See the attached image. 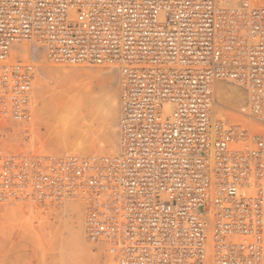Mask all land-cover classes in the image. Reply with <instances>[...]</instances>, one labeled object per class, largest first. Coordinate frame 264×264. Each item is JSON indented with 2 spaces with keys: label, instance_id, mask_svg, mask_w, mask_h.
I'll return each mask as SVG.
<instances>
[{
  "label": "built area",
  "instance_id": "1",
  "mask_svg": "<svg viewBox=\"0 0 264 264\" xmlns=\"http://www.w3.org/2000/svg\"><path fill=\"white\" fill-rule=\"evenodd\" d=\"M19 44L118 74L119 152L0 147V205L76 203L104 264H264V0H0V132L32 116Z\"/></svg>",
  "mask_w": 264,
  "mask_h": 264
},
{
  "label": "rangeland",
  "instance_id": "2",
  "mask_svg": "<svg viewBox=\"0 0 264 264\" xmlns=\"http://www.w3.org/2000/svg\"><path fill=\"white\" fill-rule=\"evenodd\" d=\"M30 48L32 50L31 54L26 57L23 56V58L22 56H20L19 59H21L24 62L33 63L35 69L34 83L35 82L36 83L35 84L33 83L34 102H32V107H31V115H32L31 120L28 121L27 123L19 124V125L10 124L7 130L0 132V134L5 135V137L2 138L0 137V147H3L8 150H15L21 152L27 151L32 148L33 149L38 148L40 150H44L52 153L56 152L55 154H59V155L67 154V153H76L77 151L74 152L73 149H75V146L78 145V143L80 142L79 138L77 140V137H79L77 132L80 131L79 134L81 132L83 133V131H85V129L90 125V127L91 126L93 127L91 128L88 127V129H90V133L88 129H86L88 131V133L87 132L86 133L89 135L88 138H90L92 142L93 141L94 142L91 143L89 147H87V149L89 148L90 151L89 149L86 150L84 155H91L96 153L101 154L100 151L98 150H102V148L99 146L101 145L103 146V148H105L106 146L105 141H103L104 139H106L105 134H103L104 133L103 126L105 125L104 117L106 116V112L104 111L107 110V108L109 107V104L107 103L109 102L110 99H112L114 100V102H116L115 108L117 114L114 118L115 120L111 119L112 122L110 120L109 123L112 126L111 127V130L113 131L112 137H114V134L115 137L111 138L110 134L108 136L109 138H111V140H113V142L115 141V139L117 140V148H118L119 147L118 122L120 118L119 100L121 93L120 92L121 85L118 74L111 69L101 68V67L80 66V67L70 68L66 65L51 64L46 60L43 50L37 52L35 47H30ZM63 66L64 68H62ZM46 70L47 72L44 75V72ZM37 75L39 76V78ZM94 77L95 79H93ZM73 81H75V83L76 82L79 83V81L89 83L90 81L91 84L89 85H91V88L90 86L88 87L93 90H91L90 94H88L89 96L86 95L84 98H83L84 94L81 93L82 95L81 94L79 95L80 92L76 94L75 92L74 94L70 93L73 91L71 90L68 91L67 87H69V85L75 84L73 83ZM239 89H240L239 96L241 98L240 99L241 102L236 106L226 103L225 110L227 112L226 111H225L226 113L223 112L227 117L229 116L228 117L229 119H232L233 121L234 119L235 120L239 119L233 117L235 116L234 112L239 107L244 105L246 101V93L241 88ZM96 93H99L100 95L97 94L98 96L96 95L95 97L94 95ZM67 95L71 97L69 98ZM64 97L66 99L68 98L71 99L70 101L69 99L65 100L69 104L67 103L65 104ZM92 97H94V99L97 97L100 99L99 100L97 98L95 102L98 103L101 102V105L98 103L94 104V107L97 104L98 107L100 106L99 108L97 106L95 107L96 108L95 110L97 109L102 110L103 114L101 113L100 116L97 114H96L97 116L95 114H91L89 116L85 114V110H87V108L84 107L83 103H88L86 99L90 101V98L92 99ZM35 108L37 111H35ZM215 109L216 110L219 109L218 104H216ZM62 110H65V115L71 113V115L75 118V121L73 122L70 121L69 126L71 127L68 130H63V129L61 130V128L59 127L61 124H59V119H58L59 115L57 114H59L60 111ZM67 110H70V112L69 111L67 112ZM216 115L219 114L216 113ZM90 116L92 119L94 118L95 121H97V123L95 122L92 123L94 119L92 121ZM94 116H96L97 118ZM217 117L219 116H216V118ZM87 121L89 122L91 121V122L89 123ZM102 122L104 123V125ZM1 126H4L5 128L6 124ZM98 126L103 128H100ZM59 130L62 131L63 133L60 132ZM66 131H68V134L66 133ZM8 134H10V136H7ZM101 140L102 143L100 144L99 141ZM75 141H77L76 142L77 144L74 145ZM71 144L73 147L71 146ZM117 150L118 149H116L115 153L106 154V155H116L118 154ZM103 155H104V151H103ZM67 203L69 202H65L61 205H49V206L35 204L32 202L1 204L0 205V264H104V259L102 258V256L99 255V252L96 251V248L88 244L85 240L84 231H83V214L81 209L76 204L74 205V203H72V205H74V210L72 211L69 208H67ZM70 220H72V222Z\"/></svg>",
  "mask_w": 264,
  "mask_h": 264
},
{
  "label": "bare ground",
  "instance_id": "3",
  "mask_svg": "<svg viewBox=\"0 0 264 264\" xmlns=\"http://www.w3.org/2000/svg\"><path fill=\"white\" fill-rule=\"evenodd\" d=\"M30 47H35L36 48V51L37 52H39L40 50H42V47L41 46H32V45H25V44H19V45H17L16 47H15V49H13V56H16V57H20V56H22V58H23V56H29L30 54H31V52H32V50H31V48ZM44 53V52H43ZM33 55V54H32ZM40 56H43V55H40ZM35 63H37V62H35ZM46 63V62H45ZM33 64V63H32ZM49 64V63H48ZM66 66H68V67H70V68H72V67H79V66H72V65H66ZM37 68V67H36ZM48 68H50V67H48ZM62 68H64V66L62 67ZM67 68V67H66ZM69 68V69H70ZM44 69H47V68H44ZM108 69V68H107ZM49 71V70H48ZM63 71H65V70H63ZM47 72V70L44 72V75H45V73ZM64 73V72H63ZM37 74V73H36ZM67 74V73H66ZM92 74V73H91ZM48 75H49V73H48ZM36 76V75H35ZM38 76V75H37ZM49 77V76H48ZM107 77V76H106ZM38 78H39V76H38ZM97 78V77H96ZM35 79V78H34ZM93 79H95V77L93 78ZM97 80V79H96ZM36 81V80H35ZM39 81V80H38ZM37 81V82H38ZM45 81V80H44ZM82 81V80H81ZM83 81H85V80H83ZM36 83V82H35ZM34 83V84H35ZM73 83H75V81H73ZM38 84V83H37ZM89 84H91V82L89 81V83H87V82H80L79 81V83H75V84H73V85H69V87H67L66 89L68 90V91H73V92H70V93H73L74 94V92H75V94L76 93H79V95L82 93V94H84V96H83V98L86 96V95H88V94H90V92H91V90H93V89H90L91 88V85H89ZM53 85V84H52ZM54 85H55V83H54ZM35 86V85H34ZM58 86V85H57ZM67 86V85H66ZM70 86H71V88H70ZM88 86H90V88L88 87ZM120 86V85H119ZM51 87V86H50ZM38 88V87H37ZM57 89H58V87H57ZM60 89V88H59ZM63 89V88H62ZM121 92V91H120ZM41 93V92H40ZM49 93V92H48ZM93 93V92H92ZM47 94V93H46ZM67 94H68V92H67ZM73 94H71V95H73ZM81 94V95H82ZM97 94H99V93H96L94 96L96 97V95ZM37 95H39V94H37ZM100 95V94H99ZM240 89H239V87L237 86V85H235V84H233V83H224V82H220V83H218V85H217V88L215 89V102L218 104V107H219V109H215L214 110V116L216 117V116H219V117H217V118H225L223 115H225L223 112H225L226 110H225V108H226V106H225V104L226 103H229L230 105H234V106H236L237 104H239L241 101H240ZM68 96V95H67ZM89 96V95H88ZM92 96V95H91ZM98 96V95H97ZM106 96H108V95H106ZM69 98L71 97V96H68ZM65 98V97H64ZM68 98V99H69ZM98 98V97H97ZM97 98H95L94 99V97H92V99L90 98V101H88V99H86L87 100V102L88 103H83L84 104V107L85 108H87V110H85V114L86 115H91V114H97V115H99L100 116V114L102 113V110H95L96 108V106L98 105V104H100L101 105V102L100 103H98V102H95V100L97 99ZM112 98V97H111ZM33 99H34V95H33ZM68 99H64V101L65 100H68ZM99 99V98H98ZM115 99V98H114ZM58 100V99H57ZM71 99H69V101H70ZM82 100V99H81ZM85 100V101H86ZM100 100V99H99ZM77 101H78V99H77ZM107 101V100H106ZM120 101V100H119ZM34 102V101H33ZM57 102V101H56ZM81 102V101H80ZM79 102V103H80ZM41 103V102H40ZM55 103V102H54ZM69 104L67 101H65V104ZM75 103V102H74ZM96 103H98L95 107H94V104H96ZM107 104H109V107L107 108V110H105L104 112H106V118L104 117V120H105V125H104V120H103V127H100V126H98V127H100V128H103V130H104V133L103 134H105V137H106V139H104V136H103V141H105V143H106V146H105V148H103V146H99V147H101L102 148V150H98V151H100V153L101 154H103V151H104V154H111V153H115V151H116V149H118L119 150V147L117 148V140L115 139V141L113 142V140H111V138H114L115 137V134H114V137H112L113 135H112V130H111V125H110V120L112 119H114L115 118V116H116V102H114V100H112V99H110L109 100V102L107 103ZM119 104H120V102H119ZM34 105V104H33ZM120 106V105H119ZM220 106H222V107H220ZM243 106V105H242ZM38 107V106H37ZM56 107V106H55ZM83 107V108H84ZM98 107V106H97ZM100 107V106H99ZM98 107V108H99ZM215 108H216V104H215ZM39 109V108H38ZM109 109V110H108ZM33 110V109H32ZM234 110V109H233ZM35 111H37L36 110V108H35ZM70 112V110H67V112ZM237 111V110H236ZM82 112V111H81ZM227 112V111H226ZM225 112V113H226ZM33 113V112H32ZM56 113V112H55ZM216 113H218L219 115H216ZM235 113V112H234ZM69 114V115H68ZM68 114H66L65 115V110H62V111H60V113L59 114H57V115H59L58 116V119H59V124H61L59 127L61 128V130L63 129V130H68L71 126H69L70 125V121L71 122H73V121H75V118L71 115V113H68ZM103 114V113H102ZM38 115V114H37ZM96 115V116H97ZM96 116H94V117H96ZM98 116V117H99ZM226 116V115H225ZM232 116V115H231ZM227 117V116H226ZM229 117V116H228ZM234 117V116H233ZM33 118V117H32ZM88 118V117H87ZM90 118H91V116H90ZM89 118V119H90ZM97 118V117H96ZM237 118H239L238 120L239 121H241V122H245V121H247V122H250L251 123V120H249V119H247V118H243V117H237ZM53 119V118H52ZM94 119V118H93ZM93 119L91 118V120L93 121ZM38 120V119H37ZM85 120V119H84ZM87 120V119H86ZM97 120V119H96ZM112 120H111V122H112ZM115 120V119H114ZM245 120V121H244ZM87 122H89V121H87ZM86 122V123H87ZM91 122V121H90ZM89 122V123H90ZM97 123V121H95V119H94V121L92 122V123ZM114 122H116V121H114ZM31 123V122H30ZM33 123H34V121H33ZM87 125V124H86ZM89 125V124H88ZM26 126V125H25ZM29 126H31V125H29ZM17 127V126H16ZM38 127V126H37ZM59 127H58V129H59ZM88 127H90V125L88 126ZM88 127L86 128V129H88ZM91 127H93V126H91ZM90 127V128H91ZM117 127V126H116ZM15 128V127H14ZM39 128V127H38ZM95 128V127H94ZM85 129V131H83V133L81 132L80 134H79V132H77L78 133V136L79 137H77V140H78V138H79V140H80V142L78 143V145H76L75 146V149H73V151L74 152H79V153H81L82 151V153L84 154L85 153V151L86 150H88L87 149V147H89L90 145H91V143H93L92 142V140L90 139V138H88L89 137V135L87 134L88 133V131H89V133H90V129H88V131ZM99 129V128H98ZM50 131V130H49ZM52 131V130H51ZM56 131V130H55ZM60 131V130H59ZM13 132V131H12ZM60 132H62V131H60ZM85 132V133H84ZM87 132V133H86ZM119 132V131H118ZM14 133V132H13ZM63 133V132H62ZM66 133L68 134V131H66ZM72 134V133H71ZM97 134V133H96ZM111 135L110 137L111 138H109V136L108 135ZM12 135V134H11ZM62 135V134H61ZM88 135V136H87ZM7 136H10V134H8ZM76 136H77V134H76ZM87 136V137H86ZM67 137V136H66ZM96 138V137H95ZM101 138V137H100ZM107 138H109V139H107ZM10 139V138H9ZM50 139V138H49ZM68 139V138H67ZM71 139V138H70ZM17 140V139H16ZM38 140V139H37ZM75 140V139H74ZM87 140V141H86ZM90 140V141H89ZM102 140L101 141H99L100 142V144L102 143ZM42 141V140H41ZM47 141V140H46ZM49 141V140H48ZM118 141H119V139H118ZM7 142V141H6ZM77 141H75L74 142V145L75 144H77L76 143ZM95 142H96V140H95ZM98 142V143H99ZM36 143H37V141H36ZM41 143V142H40ZM46 143V142H45ZM11 144V143H10ZM48 144V143H47ZM31 145V144H30ZM29 145V146H30ZM103 145V144H102ZM25 146V145H24ZM23 146V147H24ZM33 146V145H32ZM63 146V145H62ZM68 146V145H67ZM70 146V145H69ZM71 146H72V144H71ZM118 146H119V143H118ZM31 147V146H30ZM38 147V146H37ZM58 147V146H57ZM73 147V146H72ZM97 147V146H96ZM112 147V148H111ZM28 148V147H27ZM36 148V147H35ZM63 148V147H62ZM65 148V147H64ZM71 148V147H70ZM86 148V149H85ZM109 148V149H108ZM104 149V150H103ZM71 150V149H70ZM117 150V152H119ZM64 151V150H63ZM69 151V150H68ZM89 151H90V149H89ZM88 151V152H89ZM71 152V151H70ZM76 152V153H77ZM56 153V152H55ZM81 153V154H82ZM94 153V152H93ZM97 154V153H96ZM66 202H69V203H67V208H69L70 210H74V205L76 204V203H74V202H72V201H70V200H67ZM72 203H74V205H72ZM77 205V204H76ZM78 206V205H77ZM62 210V209H61ZM65 210H66V207H65ZM78 212V211H77ZM75 213V212H74ZM71 215V214H70ZM76 215V214H75ZM63 217V216H62ZM78 218V217H77ZM76 219V218H75ZM71 222H72V220H70ZM79 224V223H78ZM75 229V228H74ZM78 230V229H77Z\"/></svg>",
  "mask_w": 264,
  "mask_h": 264
}]
</instances>
